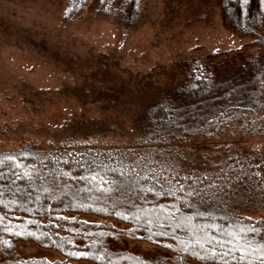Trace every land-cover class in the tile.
<instances>
[{
	"label": "trees",
	"instance_id": "16d2710c",
	"mask_svg": "<svg viewBox=\"0 0 264 264\" xmlns=\"http://www.w3.org/2000/svg\"><path fill=\"white\" fill-rule=\"evenodd\" d=\"M91 1L70 0L66 19L80 18ZM100 1L131 23L145 0ZM220 2L226 25L255 50L179 63L144 113L146 144L228 131L264 137V0ZM64 143L0 150V264H264V162L234 155L196 169L152 153ZM122 237L169 258L113 250ZM19 245L63 261L16 259Z\"/></svg>",
	"mask_w": 264,
	"mask_h": 264
},
{
	"label": "rangeland",
	"instance_id": "374dc122",
	"mask_svg": "<svg viewBox=\"0 0 264 264\" xmlns=\"http://www.w3.org/2000/svg\"><path fill=\"white\" fill-rule=\"evenodd\" d=\"M69 2L0 0V150L49 151L69 141L152 153L196 169L234 155L264 162V137L239 131L179 145L144 140V113L179 63L255 50L252 39L226 25L220 0H145L131 23L120 7L106 14L100 0L70 22ZM17 247L16 259L63 261L31 245ZM111 248L147 260L169 258L123 237Z\"/></svg>",
	"mask_w": 264,
	"mask_h": 264
},
{
	"label": "snow or ice",
	"instance_id": "6c2138e0",
	"mask_svg": "<svg viewBox=\"0 0 264 264\" xmlns=\"http://www.w3.org/2000/svg\"><path fill=\"white\" fill-rule=\"evenodd\" d=\"M93 179H94V177H93Z\"/></svg>",
	"mask_w": 264,
	"mask_h": 264
}]
</instances>
